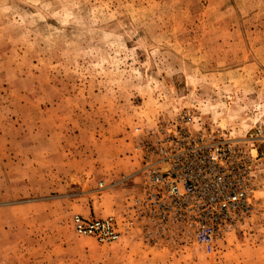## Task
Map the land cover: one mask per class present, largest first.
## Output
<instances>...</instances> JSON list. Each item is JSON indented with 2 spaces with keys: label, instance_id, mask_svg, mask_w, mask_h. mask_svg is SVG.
<instances>
[{
  "label": "rangeland",
  "instance_id": "rangeland-1",
  "mask_svg": "<svg viewBox=\"0 0 264 264\" xmlns=\"http://www.w3.org/2000/svg\"><path fill=\"white\" fill-rule=\"evenodd\" d=\"M170 121L240 148L250 203L211 247L133 208ZM0 264H264V0H0Z\"/></svg>",
  "mask_w": 264,
  "mask_h": 264
},
{
  "label": "built area",
  "instance_id": "built-area-1",
  "mask_svg": "<svg viewBox=\"0 0 264 264\" xmlns=\"http://www.w3.org/2000/svg\"><path fill=\"white\" fill-rule=\"evenodd\" d=\"M148 136L160 154L156 165H148L142 172L145 186L143 196L133 204L136 217L145 223L149 220L158 235L184 229L211 247L214 237L250 203V189L242 173L229 171L224 160L225 148L235 152L240 148L207 143L171 121ZM73 226L79 234L101 242L116 241L122 235L114 217L75 215Z\"/></svg>",
  "mask_w": 264,
  "mask_h": 264
},
{
  "label": "crops",
  "instance_id": "crops-1",
  "mask_svg": "<svg viewBox=\"0 0 264 264\" xmlns=\"http://www.w3.org/2000/svg\"><path fill=\"white\" fill-rule=\"evenodd\" d=\"M92 210H93V212H95L96 213V210L94 209V208H92ZM89 213H91L92 214V211H89ZM97 214V213H96Z\"/></svg>",
  "mask_w": 264,
  "mask_h": 264
}]
</instances>
